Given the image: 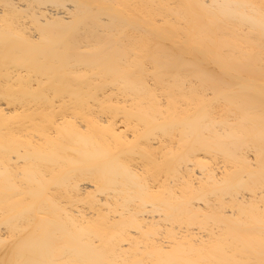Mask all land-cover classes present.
Instances as JSON below:
<instances>
[{"label":"bare ground","instance_id":"bare-ground-1","mask_svg":"<svg viewBox=\"0 0 264 264\" xmlns=\"http://www.w3.org/2000/svg\"><path fill=\"white\" fill-rule=\"evenodd\" d=\"M0 264H264V0H0Z\"/></svg>","mask_w":264,"mask_h":264}]
</instances>
